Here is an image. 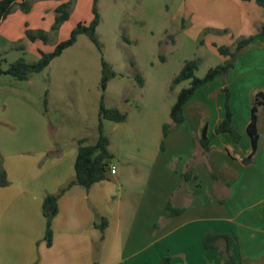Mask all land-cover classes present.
Wrapping results in <instances>:
<instances>
[{
	"label": "crops",
	"instance_id": "obj_1",
	"mask_svg": "<svg viewBox=\"0 0 264 264\" xmlns=\"http://www.w3.org/2000/svg\"><path fill=\"white\" fill-rule=\"evenodd\" d=\"M223 1L229 4L232 16L226 27L234 40L255 36L264 23L262 9L254 1ZM13 9L19 19V9ZM10 17L0 23L1 35L14 30V18L6 22ZM225 89L238 143L215 132L225 116ZM258 93L264 94L262 37L240 51L225 78L196 90L184 105V121L164 138L162 149L170 109L154 106L139 119L127 113L124 123L112 122L113 135L120 139L130 130L135 133L119 153L108 138L118 163L108 161L105 180L88 191L73 186L59 197L50 246L43 240L42 199L74 178L76 141L84 137L60 149L61 141L48 136L46 120L26 116L25 102L9 97L10 107L0 116V156L9 182L0 187V264H159L164 255L172 264H221L218 250L204 248L209 233L232 239L230 253L238 263L264 264V106L258 108L253 154L246 131ZM12 126L17 132L9 134ZM204 127L208 151L199 144ZM54 144L59 155L45 158ZM185 173L192 177L184 180ZM168 203L182 212L170 217ZM102 219L101 237L97 226ZM218 246L223 247L222 241Z\"/></svg>",
	"mask_w": 264,
	"mask_h": 264
},
{
	"label": "rangeland",
	"instance_id": "obj_2",
	"mask_svg": "<svg viewBox=\"0 0 264 264\" xmlns=\"http://www.w3.org/2000/svg\"><path fill=\"white\" fill-rule=\"evenodd\" d=\"M25 1L30 10L23 13L17 6V14L21 17L17 19L15 8L10 14L12 17L6 21L14 18V30L10 29L14 32L0 34L3 69L20 58L27 62L37 61L39 51L52 52L58 43L69 38L77 23L88 24L93 17L92 0ZM48 2L52 5L71 2L67 21L58 27L53 28L55 8ZM224 2L98 0L96 36L100 50L86 35H79L71 47L28 80L0 76V116L10 107L9 97L15 96L25 102L26 116H40L46 120L52 142L61 141L60 149H69L75 146L73 138L77 137H84L81 139H86L87 144L95 143L102 94L105 107H118L121 113H129V117L137 116V119L154 106L170 109L178 92L189 85V81L172 83L182 65L197 60L195 75L202 78L209 68L222 63L212 44L221 46L232 39L234 43L237 41L235 34L226 27L232 15L226 6L229 4ZM18 31L19 37H13L18 36ZM37 31L46 34L45 42L38 39L32 42L26 37V32ZM101 58L116 73L103 93L100 87ZM136 76L143 79L142 87L137 84ZM102 125L104 135L113 142L117 153L135 133L123 124L121 128L130 132L120 139L113 135L112 122L102 121ZM9 128V134L17 132L13 126ZM52 148L57 146L54 144ZM110 160L118 163V158Z\"/></svg>",
	"mask_w": 264,
	"mask_h": 264
},
{
	"label": "trees",
	"instance_id": "obj_3",
	"mask_svg": "<svg viewBox=\"0 0 264 264\" xmlns=\"http://www.w3.org/2000/svg\"><path fill=\"white\" fill-rule=\"evenodd\" d=\"M98 0H92V20L86 23H77L75 28L71 31L69 38L63 42L58 43L54 50L50 53L39 51V59L35 62H27L20 58L15 62L9 64L5 69L2 68L0 60V76L8 75L17 81H26L33 74L43 71L50 62L59 57L64 50L71 47L79 35H86L93 45L100 50V45L96 36V28L99 25V15L97 13L96 4ZM241 2L254 1V3L262 9L264 13V0H240ZM71 2L60 4L55 9L53 28L58 27L61 23L67 21L69 17V8ZM18 6L19 9L25 13L30 10V5L25 0H0V23L11 14L13 8ZM26 37L30 41L41 40L45 42L46 34L42 31L26 32ZM256 37L264 38V23H262L255 36L241 38L237 40L233 46H215L218 54L224 58V61L212 68H209L202 78H198L195 73L198 70L197 60L186 61L179 73L173 79L172 83L177 85L183 81H189L188 87L182 88L177 96L175 103L171 106L169 111V124L162 126V142L160 148H163L164 138L171 133L178 125L184 121L183 109L186 102L194 95L196 90L203 84L214 80L217 77L225 78L233 69L237 55L242 49L248 46ZM101 78L100 87L102 93L105 91L108 82L116 77V73L112 66L101 58ZM139 87L143 86V79L140 76L135 77ZM225 116L222 122L216 128L217 134H228L234 143H238L240 134L232 123V115L228 107V91L225 89ZM46 106V102H44ZM264 106V94H256L251 107L250 121L247 125V134L250 137L252 154L255 152L258 141V108ZM126 119V114L121 113L117 108H107L103 102V94L99 102L98 123H97V139L94 144H87L86 139H80L76 143V156L74 160V178L66 185L61 187L56 194H46L42 199L41 212L45 219V235L44 242L47 246L51 245V222L58 212L57 202L59 197L73 186H78L84 191H88L94 184L106 179L108 173V161L112 159V155L108 150L109 139L103 133L102 121H110L113 123H122ZM209 141L207 137V129L203 128L201 138L199 140L200 147L204 151L209 150ZM59 155V150L56 148L50 149L46 152V157H54ZM249 156L246 161L250 160ZM192 177L189 173L183 175V179L187 180ZM9 184L6 172L3 168V160L0 156V187H6ZM169 211L170 217L179 215L182 209L172 208L169 203L165 208ZM106 227V221L102 219L97 226L102 237L103 231ZM218 241H222L223 247L219 248ZM205 249H216L219 255L223 258L221 264H241L238 263L230 253L232 239L228 235H214L207 234L204 238ZM159 264H172L171 257L164 255Z\"/></svg>",
	"mask_w": 264,
	"mask_h": 264
},
{
	"label": "built area",
	"instance_id": "obj_4",
	"mask_svg": "<svg viewBox=\"0 0 264 264\" xmlns=\"http://www.w3.org/2000/svg\"><path fill=\"white\" fill-rule=\"evenodd\" d=\"M110 173H111V174H114V173H115V169L112 168V169L110 170Z\"/></svg>",
	"mask_w": 264,
	"mask_h": 264
}]
</instances>
